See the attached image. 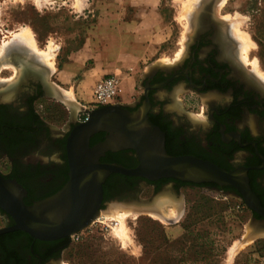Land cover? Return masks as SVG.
<instances>
[{"label":"rangeland","instance_id":"374dc122","mask_svg":"<svg viewBox=\"0 0 264 264\" xmlns=\"http://www.w3.org/2000/svg\"><path fill=\"white\" fill-rule=\"evenodd\" d=\"M136 1L0 0V51L4 44L21 36L35 47V52L9 48L19 52L10 53L6 62L0 63V97L5 92L3 97L17 101L35 84L38 74L56 88L53 94L46 89L44 97L36 101L40 115L56 128L66 129L71 121H83L88 110L105 105L97 104L93 93L82 99L73 94L74 101L66 97L54 85V72L72 53L84 50L87 55L82 59L88 67H95L94 76L115 75L119 93L127 92L124 101L118 95L110 104L134 105L144 77L159 69H171L180 61L200 6L223 20L222 28L230 36L243 71L254 74L264 86V0H221L213 10L209 2L202 4L200 0H152L151 5L163 15L154 29L160 40L157 45L152 41V28L151 34L143 36L139 32L143 25L135 33L126 23ZM36 51L45 52L48 61L35 56ZM22 62L27 63L29 72L21 73ZM28 73L33 74L26 76ZM9 82H13L10 87ZM190 95L180 97L191 103L184 108L192 116L197 110ZM176 100L165 105L179 109ZM188 183L178 188L164 184L155 190L140 183L136 188L108 191L98 216L69 236L57 264H264V235L256 236L255 232L262 220H256L235 194L208 187L205 182ZM153 195L158 212L137 210L136 199ZM113 213L118 215L111 219Z\"/></svg>","mask_w":264,"mask_h":264},{"label":"flooded vegetation","instance_id":"af4514ba","mask_svg":"<svg viewBox=\"0 0 264 264\" xmlns=\"http://www.w3.org/2000/svg\"><path fill=\"white\" fill-rule=\"evenodd\" d=\"M222 22L200 6L180 61L171 69H159L144 77L137 103L126 107L131 111L140 105L147 108L149 120L163 133L168 154L192 155L226 171L245 167L248 186L264 208V92L259 90L264 86L259 85L260 80L254 74L243 71ZM27 68H23L24 72ZM37 78L17 101L8 95L3 97L5 92L0 97V174L25 189L22 197L25 204L52 195L66 183L67 137L80 122L71 121L66 129L56 128L40 115L35 103L44 97L47 87L41 75L37 74ZM186 94L196 100L192 106L197 113L192 116L184 108L191 103L180 97ZM174 98L179 109L165 105ZM105 134L102 131L93 134L89 145L102 141ZM100 162L132 168L138 159L134 150L123 149L107 151ZM140 183L154 190L164 184L172 188L189 184L171 177L149 180L114 172L102 184L101 202L108 191L136 188ZM204 184L243 200L231 184ZM252 214L264 222L261 214L254 210ZM13 223L11 216L0 208V228ZM69 236L40 239L20 229L2 232L0 264H57Z\"/></svg>","mask_w":264,"mask_h":264},{"label":"water","instance_id":"95a60500","mask_svg":"<svg viewBox=\"0 0 264 264\" xmlns=\"http://www.w3.org/2000/svg\"><path fill=\"white\" fill-rule=\"evenodd\" d=\"M217 1L204 0L202 4L210 3L213 10ZM44 84L52 94L54 89L56 91L46 78ZM126 106L116 103L90 109L85 119L73 127L67 137L69 178L52 195L25 204L22 198L25 189L14 179L0 174V208L14 222L0 228V233L20 229L34 238L53 239L84 229L100 211L102 184L114 172L149 180L171 177L192 183L231 184L242 194L245 205L264 217V208L248 186L245 167L226 171L211 161L192 155L168 154L163 133L149 120L147 108L131 111ZM101 131L106 133L104 139L90 146L89 138ZM122 149L135 151L138 159L135 167L100 162L106 151ZM239 173L243 177L237 180ZM154 198L155 195L148 199L138 198L134 204L149 207ZM259 226L264 229V222Z\"/></svg>","mask_w":264,"mask_h":264},{"label":"crops","instance_id":"0c3cea01","mask_svg":"<svg viewBox=\"0 0 264 264\" xmlns=\"http://www.w3.org/2000/svg\"><path fill=\"white\" fill-rule=\"evenodd\" d=\"M151 3L152 0H138L131 4L133 5L132 7L134 8V12L131 13L130 19L126 23L130 28L133 29V31H135V33H137L139 29H142L141 25H143V31H139L142 32L141 35L143 36H146V34H151L150 29L152 28V36L154 37V40L152 39V41H154L155 45H157L160 40L157 39L158 33L157 30L154 31V29L156 26H159L163 15L158 7L152 6ZM147 24H149V27L146 26ZM84 54V50L75 51L69 56L68 60L64 61L60 66H58L54 72L56 76L54 85H57L59 88H61L65 95H67L66 97H71L70 99L73 101V94L80 95L79 97L81 99L86 94L88 97V94L93 93L92 88L94 85L101 78L105 77L101 74L94 76L95 67H88L86 65V60L82 59ZM79 75L81 76L75 79ZM72 82L74 83L72 84ZM129 91L131 93L130 89ZM126 96L127 92L121 94L119 93V97L122 99L121 101H124L123 99ZM171 230L174 231V233L176 232L173 229Z\"/></svg>","mask_w":264,"mask_h":264},{"label":"bare ground","instance_id":"6f19581e","mask_svg":"<svg viewBox=\"0 0 264 264\" xmlns=\"http://www.w3.org/2000/svg\"><path fill=\"white\" fill-rule=\"evenodd\" d=\"M221 0H218L217 2H216V4L218 3V2H220ZM198 2H200V3H203L204 2V0H200V1H198ZM199 3V4H200ZM220 4V3H219ZM198 14V12L196 13V15ZM195 15V16H196ZM27 33V32H26ZM20 36H21V34H20ZM25 36V35H24ZM23 36V37H24ZM29 36V35H28ZM15 37H16V35H15ZM15 37H13V38H15ZM18 37H19V34H18ZM17 37V38H18ZM27 37V36H26ZM21 38H22V36L20 37V38H18V39H13V40H11L10 42H8V43H6V44H4L3 45V49L1 48V51H0V58L3 56L2 54H5L6 53V51L7 50H9V48H11L12 46H17V47H21V48H23V49H28L29 51H34V49H35V47H34V49L32 48V47H30L29 45L30 44H32V43H30L29 44V42H31V41H28V43H25L24 41H26V40H21ZM28 38V37H27ZM29 40V39H28ZM30 40H31V38H30ZM27 42V41H26ZM29 44V45H28ZM23 45V46H22ZM17 48H13V49H11V50H9L8 52H7V54L4 56V59H0V63H2V62H6V59H7V56L10 54V53H16V52H19L18 50H16ZM245 50V49H244ZM48 51V50H47ZM35 52V51H34ZM50 52V51H49ZM36 53H37V51H36ZM39 53V52H38ZM37 53V55H35V56H38L39 58H41L44 62H45V60L47 59V55H44L43 53H45V52H43L42 53V51H41V53L42 54H38ZM51 53V52H50ZM47 54V53H46ZM2 55V56H1ZM50 57V56H49ZM48 57V58H49ZM51 58V57H50ZM48 60H46V62H47ZM49 63V62H48ZM22 64V66H21V73L22 74H24V70H23V68H26V65H27V63H21ZM50 64H51V62H50ZM29 75V74H28ZM21 77V76H20ZM13 84V82L12 83H10V86ZM15 84V83H14ZM10 86H8V87H10ZM7 87V86H6ZM11 89V88H10ZM141 111H143L142 109H140ZM242 177H243V174H241V173H239V174H237V180H240V179H242ZM239 185L241 184V183H238ZM135 202V201H134ZM155 203H157V201H155V198H154V200L150 203L151 205H149V207H144V206H142V205H135V206H137L136 208H137V210H139V211H153V212H158V210H157V204H155ZM116 210V209H115ZM100 213V211H98V213H97V215L95 216V218L98 216V214ZM114 214V213H113ZM112 214V216L110 217L111 219L114 217L115 218V215H116V213L113 215ZM118 215V214H117ZM116 215V216H117ZM121 216H123L124 214H120ZM94 218V219H95ZM123 218V217H122ZM93 219V220H94ZM92 220V221H93ZM120 223V224H119ZM118 224L120 225V228L121 229H123L124 228V226H123V223L120 221ZM118 227V226H117ZM120 228H119V230H120ZM126 230V229H125ZM122 231V230H121ZM256 234H258V235H256V236H259V235H264V229H257L256 228ZM122 233H123V231H122ZM119 234H121L120 233V231H119ZM71 235V234H70ZM123 237V236H122Z\"/></svg>","mask_w":264,"mask_h":264},{"label":"built area","instance_id":"2783aa9c","mask_svg":"<svg viewBox=\"0 0 264 264\" xmlns=\"http://www.w3.org/2000/svg\"><path fill=\"white\" fill-rule=\"evenodd\" d=\"M118 95L119 81L115 75H108L101 78L93 88L94 101L100 105L112 103ZM105 225L107 224L105 223Z\"/></svg>","mask_w":264,"mask_h":264},{"label":"trees","instance_id":"16d2710c","mask_svg":"<svg viewBox=\"0 0 264 264\" xmlns=\"http://www.w3.org/2000/svg\"><path fill=\"white\" fill-rule=\"evenodd\" d=\"M105 198H106V196L104 195L103 196V199H105ZM67 244H68V241L66 242L65 247L67 246Z\"/></svg>","mask_w":264,"mask_h":264}]
</instances>
